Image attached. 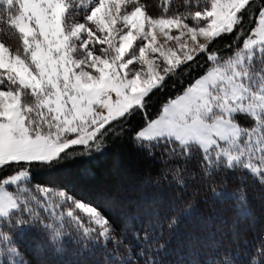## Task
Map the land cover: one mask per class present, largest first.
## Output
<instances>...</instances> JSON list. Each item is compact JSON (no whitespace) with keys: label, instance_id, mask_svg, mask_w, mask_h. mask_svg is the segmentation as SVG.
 I'll return each mask as SVG.
<instances>
[{"label":"snow or ice","instance_id":"1","mask_svg":"<svg viewBox=\"0 0 264 264\" xmlns=\"http://www.w3.org/2000/svg\"><path fill=\"white\" fill-rule=\"evenodd\" d=\"M253 2L195 0L194 10L153 16L141 0H0L7 5L0 23L20 40L14 48L0 39V171L13 169L0 177V220L16 213L39 220V208L61 226L67 218L81 239L122 243L97 207L47 187L29 197L23 184L33 167L71 159L77 146L87 149L80 155L101 151L114 122L145 108L169 75L205 53L206 71L135 130L133 140L148 149L170 145L172 158L199 153L205 177L243 169L264 183V7L252 27H243ZM234 32L243 33L240 44L219 55L213 42ZM240 116L250 123L242 125ZM174 178L184 185L179 171ZM236 199L246 204L242 189ZM60 235L56 229L54 238ZM0 240L11 242L7 234Z\"/></svg>","mask_w":264,"mask_h":264},{"label":"trees","instance_id":"2","mask_svg":"<svg viewBox=\"0 0 264 264\" xmlns=\"http://www.w3.org/2000/svg\"><path fill=\"white\" fill-rule=\"evenodd\" d=\"M188 2L141 0L153 16L194 10L195 0L192 8L186 7ZM262 7L264 0H254L245 13V29L253 26ZM6 18L7 5H0V19ZM242 36L224 34L212 47L227 57ZM0 39L11 47L20 46L18 34L4 23H0ZM206 55L169 75L146 98L145 108L135 110L126 121L114 122L101 151L80 155L87 149L77 146V155L71 159L31 169L30 184L60 188L97 207L110 218L115 228L111 235L123 242L76 240L70 232L61 244L63 238H54L53 229L45 227L47 212L36 208L45 215L39 220L29 216L21 233L17 221L24 214L0 220V234L11 238L10 243L0 240V264H224L226 258L250 264L253 257L257 264H264V254H258L264 248V183L243 169H220L205 177L199 153L172 158L170 145L148 149L133 140L135 130L149 118H157L168 100L206 71ZM239 121L250 123L245 116ZM178 171L184 177L183 186L174 178ZM12 172V168L4 169L0 177ZM240 189L246 194L244 206L236 199ZM10 223L14 225L8 233L4 227ZM9 248L15 251L10 253Z\"/></svg>","mask_w":264,"mask_h":264},{"label":"rangeland","instance_id":"3","mask_svg":"<svg viewBox=\"0 0 264 264\" xmlns=\"http://www.w3.org/2000/svg\"><path fill=\"white\" fill-rule=\"evenodd\" d=\"M77 19L78 20H80L81 22H83V15H80V16H78L77 17ZM160 40H161V42H163V40H164V38L163 37H161L160 38ZM5 42V41H4ZM6 44H7V42H5ZM172 42L170 41L169 42V44H171ZM23 187H26V188H28L29 189V192H28V196L29 197H31V196H37V197H39V196H41L42 195V193H39L38 191H37V189L39 188V187H47V188H49V189H51L52 190V195H55V192L56 191H64V192H66L65 190H62V189H60V188H55V187H49V186H45V185H38V184H36V185H34V184H30L29 183V180L28 181H26L24 184H23ZM12 189L14 190L15 189V186H12ZM67 193V192H66ZM68 194V193H67ZM69 195V194H68ZM69 196H71V197H73V198H75L74 196H72V195H69ZM76 200H79V199H77V198H75ZM58 200H59V198L57 197V200H56V202H58ZM80 201H83V200H80ZM83 202H85V201H83ZM34 204H35V202H33ZM87 203V202H86ZM89 205H91V204H89ZM69 205H65V209L68 207ZM93 206V205H92ZM36 207V206H35ZM39 209V208H38ZM61 211V209H59V208H57L56 209V212L57 213H59ZM39 213V216H44L45 214H42L41 213V211L40 212H38ZM22 214H24V215H22V217H21V219L24 221L23 223L25 224V219H30L29 218V216H31V215H29L28 213H22ZM25 214H28V215H25ZM47 215H49V213L47 212ZM82 215V214H81ZM20 216V215H19ZM20 218H19V220H21ZM23 223H19V229H18V233H21L20 231H22L23 230ZM48 224H50V225H52L53 227H52V229H53V232L56 230V229H59L60 230V232H61V235L59 236V238H63L62 240L64 241V242H62L61 244H63V243H65V242H67V240H68V238H69V236H67L68 235V233H70V232H72V236H75V238H76V240H77V238L78 237H80V233H79V231H78V229L76 228V226L74 225V224H72V223H68L67 222V218H65V222L63 223V226H61V223H60V221L59 220H57L53 215H49V218H48V221H47V225ZM13 225L14 224H9V225H7V226H5L4 228L7 230V232H8V229H9V231H11V229L13 228ZM65 227H67V229L66 230H64L63 228H65ZM9 233V232H8ZM23 233H25V232H23ZM111 235V234H110ZM89 241V240H88ZM50 242H55V241H50Z\"/></svg>","mask_w":264,"mask_h":264}]
</instances>
